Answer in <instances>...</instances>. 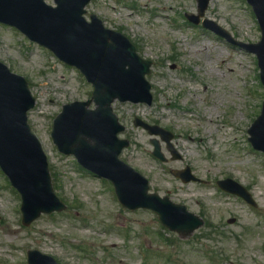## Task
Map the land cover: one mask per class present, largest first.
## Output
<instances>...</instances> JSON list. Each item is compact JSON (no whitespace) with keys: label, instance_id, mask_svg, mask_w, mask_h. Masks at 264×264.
<instances>
[{"label":"rangeland","instance_id":"1","mask_svg":"<svg viewBox=\"0 0 264 264\" xmlns=\"http://www.w3.org/2000/svg\"><path fill=\"white\" fill-rule=\"evenodd\" d=\"M86 10L87 19L96 15L153 62L147 77L152 105L113 104L125 128L120 137L130 143L121 159L148 180L151 192L184 205L205 224L179 238L151 212L124 209L108 182L60 154L50 137L53 119L63 105L88 100L91 85L47 50L0 26V61L26 79L36 98L28 124L67 206L23 226L20 197L0 172V263L27 264L26 252L34 249L59 264H264V154L247 141L264 99L254 55L188 23L184 15L196 13L195 0H94ZM205 16L238 41L260 38L245 0H210ZM134 118L170 131L181 159H171L159 137L134 127ZM151 138L158 139L165 163L151 156ZM185 166L205 183L183 184L171 176L170 170ZM224 177L246 187L256 207L217 192L215 181Z\"/></svg>","mask_w":264,"mask_h":264},{"label":"water","instance_id":"2","mask_svg":"<svg viewBox=\"0 0 264 264\" xmlns=\"http://www.w3.org/2000/svg\"><path fill=\"white\" fill-rule=\"evenodd\" d=\"M90 1L53 0L56 7H52L44 0H0V23L15 27L31 41L52 51L59 60L76 67L93 86L89 101L64 105L54 119L51 138L58 151L74 156L83 168L111 182L125 208L150 210L163 226L185 238L202 226V220L167 197L149 194L147 180L119 159L128 142L117 137L124 128L112 113L111 104L119 100L151 105V87L145 76L150 74L152 63L140 58L122 34L104 28L96 16L90 17V23L85 21L82 15ZM208 2L197 0L198 15L188 19L198 24ZM247 3L260 26L258 43L236 42L227 31L207 19L202 26L254 53L264 86V0H247ZM91 103L94 110L89 109ZM34 105L26 81L0 63V168L21 196L25 226L41 214L65 209L53 191L46 156L27 124V112ZM135 125L160 135L172 154H176L170 145V133L138 120ZM248 133L253 147L264 152V102ZM151 142L153 156L164 161L158 142ZM172 174L184 183L199 181L189 168ZM218 185L252 203L247 192L231 180L220 181ZM27 257L28 264H56L50 256L35 250L29 251Z\"/></svg>","mask_w":264,"mask_h":264}]
</instances>
